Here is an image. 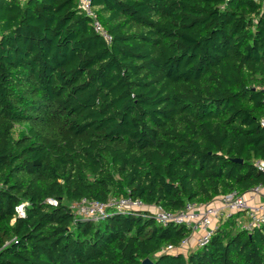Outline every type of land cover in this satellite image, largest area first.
<instances>
[{"label": "trees", "instance_id": "obj_1", "mask_svg": "<svg viewBox=\"0 0 264 264\" xmlns=\"http://www.w3.org/2000/svg\"><path fill=\"white\" fill-rule=\"evenodd\" d=\"M92 10L110 43L78 0H0V264H264V226L230 218L207 246L161 253L192 231L71 209L130 196L176 213L264 186L262 1Z\"/></svg>", "mask_w": 264, "mask_h": 264}, {"label": "built area", "instance_id": "obj_2", "mask_svg": "<svg viewBox=\"0 0 264 264\" xmlns=\"http://www.w3.org/2000/svg\"><path fill=\"white\" fill-rule=\"evenodd\" d=\"M261 1L264 6V0ZM78 7L92 18L95 31L105 41L110 43L112 36L93 12L92 0H78ZM261 124L264 127V120ZM255 165L264 172V161H256ZM49 202L57 203L55 200H50ZM71 209L79 220L87 222H98L114 213L144 212L163 226L172 224L185 226L192 231L191 236L185 238L178 247L169 245L163 248L161 253L186 254L192 249L207 246L221 224L230 218H235L239 228L247 232L263 227L264 186L258 185L242 194L232 192L219 196L207 204L188 202L184 209L176 213L168 212L161 206L145 204L140 199H134L130 196L122 198L111 197L107 202L84 198L72 204ZM17 212L20 217H24L25 204L20 205L17 208Z\"/></svg>", "mask_w": 264, "mask_h": 264}, {"label": "rangeland", "instance_id": "obj_3", "mask_svg": "<svg viewBox=\"0 0 264 264\" xmlns=\"http://www.w3.org/2000/svg\"><path fill=\"white\" fill-rule=\"evenodd\" d=\"M27 129L26 125H17L14 129V135L16 137L20 136L23 132H25Z\"/></svg>", "mask_w": 264, "mask_h": 264}, {"label": "water", "instance_id": "obj_4", "mask_svg": "<svg viewBox=\"0 0 264 264\" xmlns=\"http://www.w3.org/2000/svg\"><path fill=\"white\" fill-rule=\"evenodd\" d=\"M236 162H242V160H236ZM142 264H154V261L151 258L145 259Z\"/></svg>", "mask_w": 264, "mask_h": 264}, {"label": "crops", "instance_id": "obj_5", "mask_svg": "<svg viewBox=\"0 0 264 264\" xmlns=\"http://www.w3.org/2000/svg\"><path fill=\"white\" fill-rule=\"evenodd\" d=\"M261 200H263V199H261ZM235 221H236V219H235ZM236 224H237V222H236Z\"/></svg>", "mask_w": 264, "mask_h": 264}, {"label": "clouds", "instance_id": "obj_6", "mask_svg": "<svg viewBox=\"0 0 264 264\" xmlns=\"http://www.w3.org/2000/svg\"><path fill=\"white\" fill-rule=\"evenodd\" d=\"M22 207V206H21Z\"/></svg>", "mask_w": 264, "mask_h": 264}]
</instances>
